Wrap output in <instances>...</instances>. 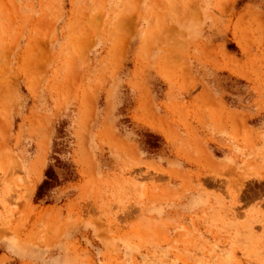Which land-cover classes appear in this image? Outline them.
<instances>
[{
  "label": "rangeland",
  "instance_id": "rangeland-1",
  "mask_svg": "<svg viewBox=\"0 0 264 264\" xmlns=\"http://www.w3.org/2000/svg\"><path fill=\"white\" fill-rule=\"evenodd\" d=\"M262 237L264 0H0V264H264Z\"/></svg>",
  "mask_w": 264,
  "mask_h": 264
},
{
  "label": "trees",
  "instance_id": "trees-1",
  "mask_svg": "<svg viewBox=\"0 0 264 264\" xmlns=\"http://www.w3.org/2000/svg\"><path fill=\"white\" fill-rule=\"evenodd\" d=\"M49 171H47V177H48ZM49 178V177H48ZM48 185V179H45L41 185L38 187L37 193H36V198L39 199L41 197V190Z\"/></svg>",
  "mask_w": 264,
  "mask_h": 264
},
{
  "label": "crops",
  "instance_id": "crops-1",
  "mask_svg": "<svg viewBox=\"0 0 264 264\" xmlns=\"http://www.w3.org/2000/svg\"><path fill=\"white\" fill-rule=\"evenodd\" d=\"M263 239H264V237H262ZM263 242H264V240H263Z\"/></svg>",
  "mask_w": 264,
  "mask_h": 264
}]
</instances>
